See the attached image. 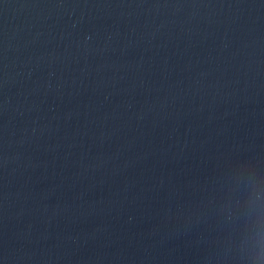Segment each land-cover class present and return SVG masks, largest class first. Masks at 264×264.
<instances>
[{"label": "water", "instance_id": "obj_1", "mask_svg": "<svg viewBox=\"0 0 264 264\" xmlns=\"http://www.w3.org/2000/svg\"><path fill=\"white\" fill-rule=\"evenodd\" d=\"M0 264H264V0H0Z\"/></svg>", "mask_w": 264, "mask_h": 264}]
</instances>
